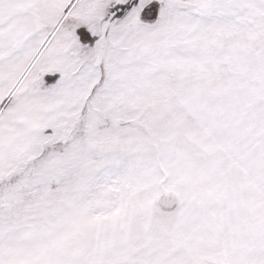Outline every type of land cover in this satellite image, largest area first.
Masks as SVG:
<instances>
[{"label":"snow or ice","instance_id":"1","mask_svg":"<svg viewBox=\"0 0 264 264\" xmlns=\"http://www.w3.org/2000/svg\"><path fill=\"white\" fill-rule=\"evenodd\" d=\"M0 264H264V0H0Z\"/></svg>","mask_w":264,"mask_h":264}]
</instances>
